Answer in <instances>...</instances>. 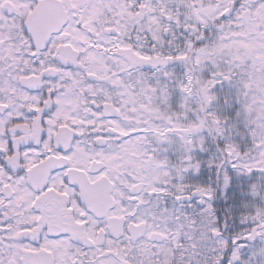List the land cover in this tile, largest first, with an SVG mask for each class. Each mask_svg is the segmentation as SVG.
<instances>
[{"label": "snow or ice", "instance_id": "1", "mask_svg": "<svg viewBox=\"0 0 264 264\" xmlns=\"http://www.w3.org/2000/svg\"><path fill=\"white\" fill-rule=\"evenodd\" d=\"M0 264H264V0H0Z\"/></svg>", "mask_w": 264, "mask_h": 264}]
</instances>
